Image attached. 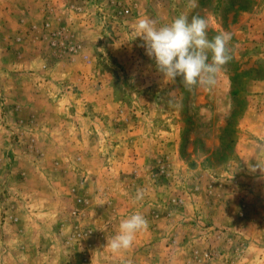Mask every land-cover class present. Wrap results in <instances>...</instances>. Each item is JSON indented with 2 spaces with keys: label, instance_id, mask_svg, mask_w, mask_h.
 <instances>
[{
  "label": "rangeland",
  "instance_id": "374dc122",
  "mask_svg": "<svg viewBox=\"0 0 264 264\" xmlns=\"http://www.w3.org/2000/svg\"><path fill=\"white\" fill-rule=\"evenodd\" d=\"M197 3L0 0V264H264V0ZM181 13L231 33L211 92L135 37Z\"/></svg>",
  "mask_w": 264,
  "mask_h": 264
},
{
  "label": "clouds",
  "instance_id": "9594fccd",
  "mask_svg": "<svg viewBox=\"0 0 264 264\" xmlns=\"http://www.w3.org/2000/svg\"><path fill=\"white\" fill-rule=\"evenodd\" d=\"M197 0H187V7L194 9ZM209 22L206 18L192 16L191 20L181 13L170 23L157 26V22L142 17L134 24L135 37L143 41L146 54L153 58L164 81L174 84L176 78L188 91L200 88L211 92L217 84V76L231 60L229 42L231 33L222 31L211 39L208 37ZM259 168L264 173V166L257 163L251 170ZM144 193L138 190L135 200L143 199ZM148 228V221L139 212L133 213L119 224L118 233L108 241L113 253L130 249L136 234Z\"/></svg>",
  "mask_w": 264,
  "mask_h": 264
},
{
  "label": "crops",
  "instance_id": "0c3cea01",
  "mask_svg": "<svg viewBox=\"0 0 264 264\" xmlns=\"http://www.w3.org/2000/svg\"><path fill=\"white\" fill-rule=\"evenodd\" d=\"M9 219H15V218L11 217V218H8V220H9ZM20 221H22V218H21L20 220H19V218H16V219H15V222H17V223H19V224H20ZM6 223H8V222H6Z\"/></svg>",
  "mask_w": 264,
  "mask_h": 264
}]
</instances>
